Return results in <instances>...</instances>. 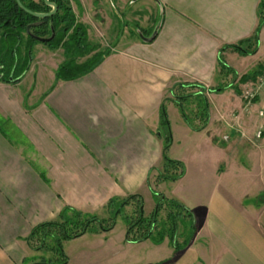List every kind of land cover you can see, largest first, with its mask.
Listing matches in <instances>:
<instances>
[{"label": "crops", "instance_id": "1", "mask_svg": "<svg viewBox=\"0 0 264 264\" xmlns=\"http://www.w3.org/2000/svg\"><path fill=\"white\" fill-rule=\"evenodd\" d=\"M88 1L69 0L91 54L107 51L98 65L58 78L64 48L36 42L19 81L0 80V264H32L26 237L65 206L100 216L113 197H156L166 144L183 174L157 186L190 215L188 242L183 228L131 242L114 225L65 241V264H264V92L245 110L238 90L264 69L260 0ZM114 3L148 22L125 35Z\"/></svg>", "mask_w": 264, "mask_h": 264}, {"label": "trees", "instance_id": "2", "mask_svg": "<svg viewBox=\"0 0 264 264\" xmlns=\"http://www.w3.org/2000/svg\"><path fill=\"white\" fill-rule=\"evenodd\" d=\"M19 1L25 8L34 12H48L51 9V7L45 5L43 0ZM49 1L56 4L57 11L52 17L40 20L22 11L15 0H0L1 42L9 48L6 52L11 53V56L4 57L5 60H0V80L5 82L19 81L21 74L31 60V47L34 43L38 42L25 31L27 25L35 22H37V25L30 28L31 34L39 37H48L51 34L52 27L54 37L44 44L52 48L61 45L64 48L68 60L59 66L57 70L58 78L73 79L82 75L98 65L107 54V51L95 52L80 64H75L74 60L76 57L82 58L90 54L93 50L92 46L87 42L86 27L75 21L69 0ZM262 25H264V0H260L258 5L257 32ZM23 36L26 38V45L24 54L22 55L20 49L23 43ZM10 40L13 41V46L10 45ZM234 48L237 49L238 47L235 46ZM14 61L15 63L13 64ZM12 64L14 65V70L10 72ZM5 71L7 72L5 73ZM16 72H18L17 75H15ZM247 79L248 77H242L241 81L244 82ZM181 111L183 118L186 120L182 107ZM167 148L168 144L163 147L164 164L159 172V178L161 180H176L183 174L182 164L168 159L166 156ZM133 204L134 206L136 205L137 216H128L124 213V208L132 206ZM163 205L169 206L170 210L167 214V223L160 224L158 214ZM142 206L141 197L132 194L123 198H111L106 205L107 217L105 218L95 213H83L65 206L57 220L37 225L26 237L28 245L32 239H37L38 245L33 247V250L50 254L49 259L42 255L37 261L32 260V264H65L66 258L62 248L63 242L77 238L87 232H107L113 228L115 220L119 215L125 216V236L131 242L145 238H150L155 242H161L167 237L172 243L178 232L179 223L186 222V219L190 217L186 209L177 201L163 197L157 198L155 209L149 217L143 216ZM188 227L190 228L191 236L193 233V223L191 220L188 222Z\"/></svg>", "mask_w": 264, "mask_h": 264}, {"label": "rangeland", "instance_id": "3", "mask_svg": "<svg viewBox=\"0 0 264 264\" xmlns=\"http://www.w3.org/2000/svg\"><path fill=\"white\" fill-rule=\"evenodd\" d=\"M84 1L85 2H89L88 0H84ZM114 5L117 7V5L115 3H114ZM128 6L130 7V4ZM112 8L115 10V7L113 5H112ZM120 11L121 10L118 9V7H117V11L115 10L114 11V14H115V17L117 18L118 29L123 28L122 32L125 33V35L130 34L129 32H134V31L135 32H138L137 31V28H139L140 30L143 29V26L145 25V23L148 22L146 20L147 19V16H145V15H149L150 14V12L147 9H145V15L144 14L141 15L142 17L137 21V20L134 19L135 18V14L132 13V10L131 9H125L124 16L127 18V20L126 19L125 20L128 21V22H125V21L122 20V16L119 13ZM114 14H113V16H114ZM129 20H130V22H129ZM131 21L137 22L138 27L136 28V26H137L136 23H133ZM91 22H92V26H93L92 28L95 31V34H97V35L103 34V32L105 30L104 23L100 24V23H98L99 21H95V20H93ZM99 38H100V35H99ZM99 38H97V40H99ZM22 39H23V41H22L23 43L22 44H24V41L26 40V38L23 36ZM0 45H1L0 46V60H5L4 57L7 58V56H11V53H7L6 52L7 49H9L7 46H5L4 44H1V43H0ZM10 45L13 46V41L12 40H10ZM37 46L44 47V44L42 45V44L38 43ZM89 55H91V53L88 54V56ZM38 58L39 59H43L44 57L41 55V57L38 56ZM82 60H85V58L83 57L81 59V61ZM16 62H17V59H16ZM14 63H15V61L13 62V64ZM13 64L11 65L12 67H11V71L10 72H12L14 70V65ZM6 72L7 71H5V73ZM17 74H18V72L15 73V75H17ZM257 112H258V110H256V114H257V116L259 118H264V117L259 116ZM153 172L154 173L152 174V176L147 181V186L151 187V190L153 191V193H156V197H154V198L153 197H149L148 194H145V196H144V203H143V200H142V204H143V206H142V210H143L142 212L143 213L142 214H143L144 217H149L151 215V213L153 212V210L155 209L156 202H157V197L158 198L159 197L160 198L163 197V198H167L168 199V197H166L165 194L168 193V192H171V190H174L173 187H171L168 183L161 184L160 186H157V184L159 182H161V179H159V180L153 179V178H155V170H153ZM135 206L133 204L132 206L125 207L124 208V213L127 214L128 216H132V215H136L137 216V212H136ZM169 210H170V207L169 206H165V205L162 206V208H161V210H160V212L158 214V220L160 221V224L161 223H167V221H168L167 214L169 213ZM99 214L103 218L107 217V215L104 214V213H102V211L99 212ZM182 228L184 230V233L183 234L179 233V232H181ZM124 231H125V216L124 215H119L116 218V220H115V227L113 229V235H121ZM178 233H179L180 236L183 235L182 237H183V239H184L185 242L189 240V237H190V228L188 227V220H187V222H184L182 224L179 223ZM178 240L181 241V238L178 239ZM173 243H176L175 240H174ZM37 245H38V241H37L36 238L35 239H32L31 242H30V244H29L30 250H32V251H30V250L29 251L31 253H33V255L34 254L37 255V256H35V258L32 259L34 261H37V259L40 257V254L42 253V251H35V250L32 249L33 247H35ZM62 248L65 249L64 252L66 251L67 253L71 254V252H72V246H71V244H68V243H64L63 242ZM43 255L45 257H47V259H49V257H50V254H48V253H44ZM189 257H190V255L188 254L185 257V259L188 261ZM177 262L180 263L181 261H177Z\"/></svg>", "mask_w": 264, "mask_h": 264}, {"label": "built area", "instance_id": "4", "mask_svg": "<svg viewBox=\"0 0 264 264\" xmlns=\"http://www.w3.org/2000/svg\"><path fill=\"white\" fill-rule=\"evenodd\" d=\"M262 92H264V69H262L261 74L256 79L249 80L241 85L239 93L243 102V108L249 110ZM257 113L259 116L264 117V106L259 108ZM260 128L256 132L257 138L261 135L262 129Z\"/></svg>", "mask_w": 264, "mask_h": 264}, {"label": "water", "instance_id": "5", "mask_svg": "<svg viewBox=\"0 0 264 264\" xmlns=\"http://www.w3.org/2000/svg\"><path fill=\"white\" fill-rule=\"evenodd\" d=\"M15 1L17 3L18 7L22 11H24L25 13L31 15L32 17H34L36 19H40V20L45 19V18L52 17L56 13V11H57L56 4L53 3V2H50L49 0H43V2L45 3V5L51 7L50 11H48V12H34V11H31V10L25 8L21 4V2L19 0H15ZM35 25H37V23H32V24H29V25L26 26V30L25 31H26V33L28 35H30L34 40H36V41H38L40 43H46V42H49L50 40H52V38L54 37V30H53L52 27H51V34H50V36H48V37H39V36H36V35L31 34V32H30V28L33 27V26H35ZM154 35H155V31L151 34L150 37L144 38V40L149 41V40H151L154 37ZM9 80H11V78H9Z\"/></svg>", "mask_w": 264, "mask_h": 264}, {"label": "flooded vegetation", "instance_id": "6", "mask_svg": "<svg viewBox=\"0 0 264 264\" xmlns=\"http://www.w3.org/2000/svg\"><path fill=\"white\" fill-rule=\"evenodd\" d=\"M35 23H37V22H35ZM50 36V35H49Z\"/></svg>", "mask_w": 264, "mask_h": 264}]
</instances>
